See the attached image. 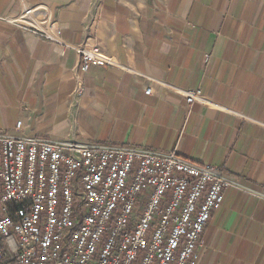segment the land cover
I'll return each instance as SVG.
<instances>
[{"label": "crops", "instance_id": "crops-1", "mask_svg": "<svg viewBox=\"0 0 264 264\" xmlns=\"http://www.w3.org/2000/svg\"><path fill=\"white\" fill-rule=\"evenodd\" d=\"M91 39L113 64L79 94ZM199 88L208 101L188 103ZM19 123L223 167L244 188L225 191L190 264H264V0H0V131Z\"/></svg>", "mask_w": 264, "mask_h": 264}, {"label": "built area", "instance_id": "built-area-1", "mask_svg": "<svg viewBox=\"0 0 264 264\" xmlns=\"http://www.w3.org/2000/svg\"><path fill=\"white\" fill-rule=\"evenodd\" d=\"M77 49L81 94L91 67L113 60L92 39ZM185 95L208 101L200 88ZM229 188L244 187L176 151L50 139L19 123L0 131V264H190Z\"/></svg>", "mask_w": 264, "mask_h": 264}, {"label": "clouds", "instance_id": "clouds-1", "mask_svg": "<svg viewBox=\"0 0 264 264\" xmlns=\"http://www.w3.org/2000/svg\"><path fill=\"white\" fill-rule=\"evenodd\" d=\"M7 223H8V221L5 220L2 224H0V230H2L4 228V225ZM10 243H11V241H10Z\"/></svg>", "mask_w": 264, "mask_h": 264}]
</instances>
